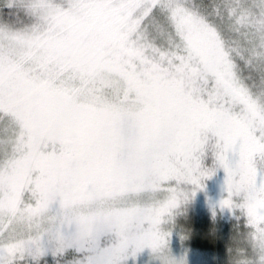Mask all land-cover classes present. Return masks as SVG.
<instances>
[{
	"label": "snow or ice",
	"instance_id": "6c2138e0",
	"mask_svg": "<svg viewBox=\"0 0 264 264\" xmlns=\"http://www.w3.org/2000/svg\"><path fill=\"white\" fill-rule=\"evenodd\" d=\"M208 156L264 247V0H0V264H124Z\"/></svg>",
	"mask_w": 264,
	"mask_h": 264
},
{
	"label": "rangeland",
	"instance_id": "374dc122",
	"mask_svg": "<svg viewBox=\"0 0 264 264\" xmlns=\"http://www.w3.org/2000/svg\"><path fill=\"white\" fill-rule=\"evenodd\" d=\"M243 75L247 76L248 73L246 74L245 71ZM204 160L202 167L208 170L215 169L217 174L214 178L203 180V188L200 190L194 185H182L183 191L187 193V199L162 225V231L166 233L168 257L173 264H237L239 260L248 261L249 264H259L260 254L253 243L252 229L248 226L245 215L238 209L221 208V202L228 197L224 170L214 166L211 156ZM205 221L210 222V226L212 222H218L221 225L235 224L234 228L240 227V229H236L232 237L224 235L225 238L221 236L217 238L212 227L198 229L206 223ZM240 223L244 226V231L241 230ZM214 237L220 244L215 245L217 241ZM214 245L215 249H213ZM78 259V254L71 250L63 256H53L49 252L39 260V264H75ZM124 264H162V262L159 255L145 248L135 256L129 254Z\"/></svg>",
	"mask_w": 264,
	"mask_h": 264
},
{
	"label": "clouds",
	"instance_id": "9594fccd",
	"mask_svg": "<svg viewBox=\"0 0 264 264\" xmlns=\"http://www.w3.org/2000/svg\"><path fill=\"white\" fill-rule=\"evenodd\" d=\"M257 226H258L257 222L255 220L252 221V227L256 228ZM259 226L264 227V221H262ZM160 231H161V236L163 237V239L160 240L155 247L148 245L145 248L150 249L151 252L159 256L162 255L164 257L163 264H173V261L168 257V254H167L166 233L162 231V226H161ZM255 247L257 248L260 254L259 264H264V247H261L260 245H255ZM237 264H249V262L245 260H239L237 261Z\"/></svg>",
	"mask_w": 264,
	"mask_h": 264
},
{
	"label": "trees",
	"instance_id": "16d2710c",
	"mask_svg": "<svg viewBox=\"0 0 264 264\" xmlns=\"http://www.w3.org/2000/svg\"><path fill=\"white\" fill-rule=\"evenodd\" d=\"M246 74H247V71H246ZM204 161H206V160H204ZM212 170H214V174H212L211 175V177L212 178H214L215 177V175L217 174V171L215 170V169H212ZM221 176H222V178H223V175H222V173H221ZM210 182H212V181H210ZM240 217V216H239ZM206 223L203 225V226H201V227H198V229H204L206 226L207 227H212L214 230H215V235H217L216 237L217 238H219L220 236L221 237H224L225 238V236L224 235H227V236H234L235 235V233H236V229L238 230V229H240V227L239 228H234V227H236V225L235 224H233V225H227V224H223V225H221V224H218V222H212L211 223V226L209 225V223L210 222H207V221H205ZM240 226L242 227L241 228V230L242 231H244L243 230V227L244 226H242V224L240 223ZM194 228V227H193ZM228 229H230V230H228ZM226 232H228V233H226ZM226 233V234H225ZM212 234V233H211ZM216 237H214V239H215V241H217V243H215V245H217V244H220V243H218V240L216 239ZM234 238H236V237H234ZM215 245L213 246V249H215ZM212 248V247H211ZM209 251V253H210V250H208ZM73 256H75L74 254H73Z\"/></svg>",
	"mask_w": 264,
	"mask_h": 264
}]
</instances>
